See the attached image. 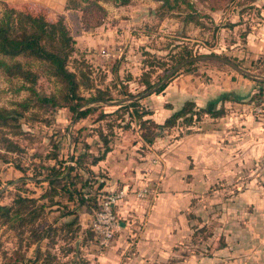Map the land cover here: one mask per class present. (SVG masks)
I'll return each instance as SVG.
<instances>
[{
	"label": "rangeland",
	"instance_id": "obj_1",
	"mask_svg": "<svg viewBox=\"0 0 264 264\" xmlns=\"http://www.w3.org/2000/svg\"><path fill=\"white\" fill-rule=\"evenodd\" d=\"M4 1L22 7L26 3L30 9H38L52 19L64 14L79 47L75 56L88 63L94 84L110 86L114 97L122 89V83L128 84L133 92L141 90L136 80L150 67L148 59L156 57L171 63L170 55L184 44L196 53L214 51L241 68L264 76V0H190L205 27L185 24L180 17H169L168 13L158 17L155 0H131L125 6L102 3L106 14L98 25L91 27L81 23L80 13L64 9L66 0H0V15ZM214 5L218 8L212 9ZM248 40L250 44L246 46ZM69 67L73 69L72 62ZM159 67H153L152 79L157 73H163ZM258 82L261 81L248 78L218 60L204 59L180 71L162 92L138 96L142 98L140 105L152 111L147 117L157 123L172 112L166 104L178 108L182 103L178 95L185 90L195 98L197 107H204L207 99L223 92L234 91L244 96L241 100L231 97L216 104L215 109L222 110L219 116L202 113L191 124L180 121L163 130L151 144L144 143L134 120L126 129L128 134L122 136L125 144L136 149L133 155L137 181L128 187L132 188L131 194L138 200L149 201L165 195L162 196L164 204L169 202L171 211L175 209L172 216L176 217L175 211L179 212L180 219L175 224L180 227L178 230L171 225V257L165 264L175 261L227 264L231 257L242 259L262 251L254 243L264 233V81ZM15 88L0 73V105L8 106L10 101L26 95V91L17 93ZM36 88L41 94H48L54 90V83L40 77ZM260 90L263 93L259 102L250 100ZM120 97L125 99L121 94ZM105 110L110 111L112 107ZM96 115L75 121L72 110L59 108L44 114L49 124L24 125V129L31 131L33 140L22 141L27 146L21 163L38 161L32 156L35 153H47L51 148L50 137L58 141L63 166L74 165L70 156L82 150V141L89 143L96 153L101 142H97L95 128L104 127L105 123L93 122ZM82 126L86 129L79 131ZM120 130L121 127H114L115 142L120 138ZM78 132H81L80 142L73 149L71 137ZM14 156L10 154L8 162L0 161V204L10 203L18 191L25 194L33 191L38 196L46 186L45 182L31 181L30 171L17 169ZM93 181L98 180L93 177ZM20 186L27 190L23 191ZM97 187L93 184L91 190L103 192ZM139 190H144V197L136 196ZM77 210L81 221L83 208ZM181 224L185 225L184 229ZM248 240L252 242L251 247L243 244ZM0 243L7 251L15 246L14 235L4 226H0ZM88 245L82 246L76 255L66 251V242L59 241L53 249L57 255L55 264H90L86 260ZM26 255L33 257L34 245ZM198 257L203 258L202 262Z\"/></svg>",
	"mask_w": 264,
	"mask_h": 264
},
{
	"label": "trees",
	"instance_id": "obj_2",
	"mask_svg": "<svg viewBox=\"0 0 264 264\" xmlns=\"http://www.w3.org/2000/svg\"><path fill=\"white\" fill-rule=\"evenodd\" d=\"M155 1L158 2L155 9L158 17L163 18L164 14L168 13L169 17H180L185 24L193 23L205 27L190 0ZM107 2L125 6L131 0H66L64 9L80 13L81 23L85 27H91L98 25L100 18L106 14L102 3ZM2 6L0 73L12 85H16L15 92L23 90L26 95L10 101L8 106L0 105V161L8 162L10 154H14L15 167L23 172L30 171L32 174L28 178L31 181L45 182L46 186L38 196H34L33 191L29 194L18 191L10 203L0 204V226L11 231L15 237V246L11 251L2 249L0 243V258L2 264H55L57 255L53 249L59 241L66 242V251L76 255L80 253L82 246L88 243L97 244L91 227L82 226L77 208L82 207L92 215L99 208L98 192L91 190L93 177L96 175L91 166L112 150L115 143L114 127L128 131L126 129L130 128L134 120L141 129L144 143L151 144L163 130L176 126L180 121L191 124L202 113L219 116L222 110L215 109L216 104L229 101L231 97L241 100L244 96L234 91L223 92L207 99L204 107H197L192 97L183 101L177 109H173L171 104H166L165 107L172 109V112L163 122L157 123L147 117L152 111L140 105L139 100L142 98L138 96L162 81L175 65L202 56H219L230 62L233 60L214 51L196 53L187 44L180 45V48L170 55L171 63L156 57L148 59L150 67L143 70L136 80L138 86L142 87L141 90L133 92L128 84L122 83V89L114 97L110 86L99 87L94 84L88 63L85 59L75 56L79 47L64 14H58L52 19L38 9H30L26 3L22 7L4 1ZM217 8L218 5L212 6V9ZM199 61L204 60L189 61L181 66L152 93L162 92L180 71ZM71 62L73 69L69 67ZM155 65L164 71L157 73L152 79ZM40 77L52 80L54 90L41 94L36 88ZM128 80H131L130 77ZM262 93V90L253 93L250 100L259 102ZM120 94L125 99L120 97ZM105 107H112V110L106 111ZM59 108L72 110L75 121L94 114L97 115L93 122L105 121L104 127L98 125L95 128L99 139L97 142H101L97 145V152L94 153L91 145L82 141V150L70 156L74 165L63 166L64 159L60 157L58 141L50 137L51 148L47 153H35L32 156L38 158V161L21 163V156L26 152L27 146L22 141L27 139L31 143L33 140L31 131L24 129V125L30 127L38 122L49 124L50 120L44 114ZM104 128L107 130L104 131ZM83 129L86 128L82 126L79 131ZM80 134L81 132H78V135L71 137L74 142L73 149H76L77 143L80 142ZM19 188L27 190L21 186ZM53 212L57 214L51 215ZM33 245L34 255L27 257L26 252Z\"/></svg>",
	"mask_w": 264,
	"mask_h": 264
},
{
	"label": "crops",
	"instance_id": "obj_3",
	"mask_svg": "<svg viewBox=\"0 0 264 264\" xmlns=\"http://www.w3.org/2000/svg\"><path fill=\"white\" fill-rule=\"evenodd\" d=\"M246 44L248 46L250 40ZM184 92L178 95L182 102L189 97L194 98L188 90ZM127 134L128 131L120 130V138L116 140L112 150L91 166L96 174L94 177L98 180L93 183L98 186L99 192L126 189L128 196L115 207L119 228L112 242L105 248L90 243L87 246L86 260L90 264H165L171 257V225L177 226L175 223L180 219L179 212L175 211L177 218L172 216L175 209L171 211L169 202L164 204L165 198L162 196L165 195L160 194L154 201H149L138 200L131 194L132 188L128 187H133L137 181L133 155L136 149L122 141V136ZM80 216L81 224L85 227L86 223L90 222V214L82 210ZM181 226L184 229L185 225ZM179 227L180 225L177 226L178 230ZM254 243L262 249L260 254L242 259L231 257L227 264H264V233L254 239ZM243 244L252 246L251 240ZM198 259L200 262L203 260L202 257ZM175 263L179 264L180 261Z\"/></svg>",
	"mask_w": 264,
	"mask_h": 264
},
{
	"label": "built area",
	"instance_id": "obj_4",
	"mask_svg": "<svg viewBox=\"0 0 264 264\" xmlns=\"http://www.w3.org/2000/svg\"><path fill=\"white\" fill-rule=\"evenodd\" d=\"M144 195V190H139L136 193L137 197H144ZM127 196L126 189L107 190L98 194L99 208L90 218V227L98 247L105 248L112 242L114 234L119 228L115 207Z\"/></svg>",
	"mask_w": 264,
	"mask_h": 264
},
{
	"label": "water",
	"instance_id": "obj_5",
	"mask_svg": "<svg viewBox=\"0 0 264 264\" xmlns=\"http://www.w3.org/2000/svg\"><path fill=\"white\" fill-rule=\"evenodd\" d=\"M207 60V59H212V60H218L222 63H225L227 65H229L230 67H232L234 70H236L238 73L248 77V78H252V79H256L259 81H264V76H260V75H256L254 73H251L243 68H241L240 66L234 64L233 62H230L229 60L219 57V56H202V57H196V58H191V59H187L184 61H181L180 63H178L177 65H175L172 70L162 79V81H160L159 83H157L154 87H152L150 90L146 91L145 93H143L140 96H146L150 93H152L155 89H157L161 84H163L169 77H171L173 75V73H175L181 66H183L184 64H186L189 61H193V60Z\"/></svg>",
	"mask_w": 264,
	"mask_h": 264
}]
</instances>
